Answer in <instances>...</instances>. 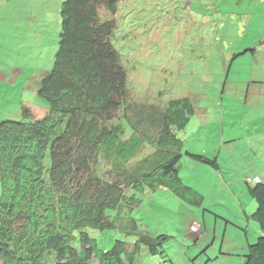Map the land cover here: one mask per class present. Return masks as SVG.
<instances>
[{"label": "rangeland", "instance_id": "rangeland-1", "mask_svg": "<svg viewBox=\"0 0 264 264\" xmlns=\"http://www.w3.org/2000/svg\"><path fill=\"white\" fill-rule=\"evenodd\" d=\"M62 3L0 0V122L23 121L22 106L34 118L49 111L37 91L59 49ZM102 15L116 23L112 43L134 102L165 108L173 99L191 100L194 114L177 131L184 154L179 174L203 202L197 207L169 189L146 190L129 215L136 224L124 218L126 227L93 235L105 248L141 234L170 237L162 254L143 245L138 264H245L249 246L263 236L247 180H264V0H118L115 12ZM188 209L198 211L199 221L208 216L211 238L203 245L188 236L194 216ZM130 257L127 250V264Z\"/></svg>", "mask_w": 264, "mask_h": 264}, {"label": "trees", "instance_id": "trees-1", "mask_svg": "<svg viewBox=\"0 0 264 264\" xmlns=\"http://www.w3.org/2000/svg\"><path fill=\"white\" fill-rule=\"evenodd\" d=\"M117 3L63 0L59 49L37 91L49 111L34 118L22 106L23 121L0 122L3 264H127L126 240L100 247L93 231H117L124 218L136 224L129 215L146 190L166 188L197 207L203 202L179 174L184 154L177 131L188 125L194 106L185 97L165 108L132 100L112 43L116 23L102 15L115 12ZM247 184L263 236L249 246L245 264H264V182ZM135 237V252L146 245L153 255L170 239Z\"/></svg>", "mask_w": 264, "mask_h": 264}, {"label": "crops", "instance_id": "crops-1", "mask_svg": "<svg viewBox=\"0 0 264 264\" xmlns=\"http://www.w3.org/2000/svg\"><path fill=\"white\" fill-rule=\"evenodd\" d=\"M264 181V180H263ZM241 205H242V208L244 209V212L245 213H247V209H246V206H244L243 205V203L241 202L240 203ZM186 209H187V207H186ZM188 210H190V211H193V213H194V216H193V218L190 220V224H189V228H188V230H189V232H188V236L190 237V235L191 236H194L195 238H202L201 239V244L203 245V243H202V241H204L205 240V238H211V235H209V231H208V229H207V227H206V225H207V223H208V216L204 213L203 214V216H202V219H203V222L202 221H199L198 219H197V217H198V211H195V210H191V209H188ZM246 216H247V218H248V215L249 214H245ZM194 221H197V222H199L200 224H201V234H204L205 235V237L203 238V237H201V234H199V235H197V234H194L191 230H190V225L194 222ZM248 224H249V219H248ZM249 231H247V236H249V233H248ZM254 232L255 233H259L258 231H257V227L256 228H254ZM260 234V233H259ZM199 239V240H200ZM126 243H127V250H129L131 253H132V255H133V257L131 258H128L129 259V262H130V264H138V255H139V253H140V251H141V249L143 248V245H141V246H139L138 247V252L136 253L135 252V245H136V238H129L128 240H126L125 241ZM236 245L237 244H232V247L231 248H229L228 249V251L229 250H233L234 248H236ZM131 246V247H130ZM229 246V245H228ZM197 247V246H196ZM0 264H2V261L0 260ZM228 264H230V263H228Z\"/></svg>", "mask_w": 264, "mask_h": 264}, {"label": "clouds", "instance_id": "clouds-1", "mask_svg": "<svg viewBox=\"0 0 264 264\" xmlns=\"http://www.w3.org/2000/svg\"><path fill=\"white\" fill-rule=\"evenodd\" d=\"M262 182H264V181H263L260 177H254V178H252V179L247 180V183H250V184H252V185L259 184V183H262ZM193 223H198V225H199V230H198L197 232H194V231H192V229H191V226H192ZM193 223L190 225V230H191L194 234H197V235L201 234V224H200L199 222H197V221H194ZM2 264H3V262H2Z\"/></svg>", "mask_w": 264, "mask_h": 264}, {"label": "built area", "instance_id": "built-area-1", "mask_svg": "<svg viewBox=\"0 0 264 264\" xmlns=\"http://www.w3.org/2000/svg\"><path fill=\"white\" fill-rule=\"evenodd\" d=\"M192 231L197 232L199 230V225L198 223H193L191 226Z\"/></svg>", "mask_w": 264, "mask_h": 264}]
</instances>
